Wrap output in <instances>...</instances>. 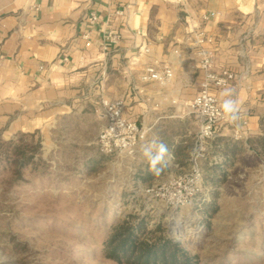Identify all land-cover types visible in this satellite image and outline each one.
Returning <instances> with one entry per match:
<instances>
[{"label":"rangeland","instance_id":"rangeland-1","mask_svg":"<svg viewBox=\"0 0 264 264\" xmlns=\"http://www.w3.org/2000/svg\"><path fill=\"white\" fill-rule=\"evenodd\" d=\"M255 2L252 14L226 17L220 36L196 32L200 67L209 54L212 72L233 75L211 93L220 105L231 87L241 111L201 140L189 106L199 90L192 118L163 131L174 167L149 168L148 131L123 100L142 134L132 152L105 151L98 135L114 89L86 87L69 101L72 117L40 130H0V264H264V0ZM174 139L186 143L172 149ZM21 142L37 151L18 178L9 160Z\"/></svg>","mask_w":264,"mask_h":264},{"label":"crops","instance_id":"crops-1","mask_svg":"<svg viewBox=\"0 0 264 264\" xmlns=\"http://www.w3.org/2000/svg\"><path fill=\"white\" fill-rule=\"evenodd\" d=\"M255 1L0 0V130L70 118L73 95L95 85L101 97L114 89L146 138L165 142L164 129L192 118L187 105L200 90L196 32L220 36L226 17L252 14ZM148 67L170 68L171 80H144Z\"/></svg>","mask_w":264,"mask_h":264},{"label":"built area","instance_id":"built-area-1","mask_svg":"<svg viewBox=\"0 0 264 264\" xmlns=\"http://www.w3.org/2000/svg\"><path fill=\"white\" fill-rule=\"evenodd\" d=\"M93 20L96 17L92 18ZM203 36L204 34L201 33ZM114 39V38H113ZM208 39L207 42H212ZM203 39L197 43H203ZM201 68L204 71V80L200 86V92L197 97L190 103V109L193 113H197L202 121L200 139L206 137H214V128L221 120V113L217 99L211 93L213 87H223L232 80L233 75L229 71L221 73L212 72L211 56L207 54L202 61ZM172 78L170 68H165L163 72L157 71L154 67H148L144 80H158L162 83H167ZM103 106L107 114V125L101 130L98 135L99 143L108 152H117L124 150H132L136 147L141 130L136 123L127 121L123 117V109L125 104L122 100L104 101Z\"/></svg>","mask_w":264,"mask_h":264},{"label":"clouds","instance_id":"clouds-1","mask_svg":"<svg viewBox=\"0 0 264 264\" xmlns=\"http://www.w3.org/2000/svg\"><path fill=\"white\" fill-rule=\"evenodd\" d=\"M221 97L219 111L222 117L227 121L238 119L241 111V102L234 95V89L231 87L223 88ZM140 153L149 168L157 172L162 167H166L172 158V153L167 143L155 133H151L150 137L140 145Z\"/></svg>","mask_w":264,"mask_h":264},{"label":"trees","instance_id":"trees-1","mask_svg":"<svg viewBox=\"0 0 264 264\" xmlns=\"http://www.w3.org/2000/svg\"><path fill=\"white\" fill-rule=\"evenodd\" d=\"M37 149L29 148L27 143L21 142L18 145H14L12 148V157L11 160H9V166L10 170L15 174L18 178L22 176V171L26 167L28 163H30L33 159V154L32 152H36ZM135 242V239H130V245L132 246ZM173 248L175 249L177 247V244H172ZM134 248L132 247V250ZM175 253H178L177 250H174ZM150 253L149 251L147 254ZM176 255V254H175ZM155 256L149 257V255L145 256V263H148L151 260H155Z\"/></svg>","mask_w":264,"mask_h":264}]
</instances>
